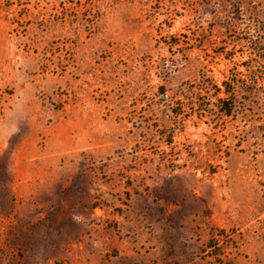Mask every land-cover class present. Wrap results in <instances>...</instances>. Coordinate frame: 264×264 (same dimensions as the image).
Here are the masks:
<instances>
[{"label":"rangeland","instance_id":"rangeland-1","mask_svg":"<svg viewBox=\"0 0 264 264\" xmlns=\"http://www.w3.org/2000/svg\"><path fill=\"white\" fill-rule=\"evenodd\" d=\"M0 264H264V0H0Z\"/></svg>","mask_w":264,"mask_h":264},{"label":"trees","instance_id":"trees-1","mask_svg":"<svg viewBox=\"0 0 264 264\" xmlns=\"http://www.w3.org/2000/svg\"><path fill=\"white\" fill-rule=\"evenodd\" d=\"M206 80V79H205ZM218 93H221L220 90H217ZM226 95L229 94L228 91H225ZM218 102L220 103L218 109H219V112L223 115V116H226V117H231L233 116V108L232 107H229L227 108L226 107V99L222 98V99H218Z\"/></svg>","mask_w":264,"mask_h":264}]
</instances>
